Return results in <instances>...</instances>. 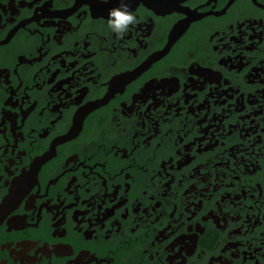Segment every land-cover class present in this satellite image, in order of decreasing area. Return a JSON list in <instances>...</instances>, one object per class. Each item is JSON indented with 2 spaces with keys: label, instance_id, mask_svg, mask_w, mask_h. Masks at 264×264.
<instances>
[{
  "label": "flooded vegetation",
  "instance_id": "af4514ba",
  "mask_svg": "<svg viewBox=\"0 0 264 264\" xmlns=\"http://www.w3.org/2000/svg\"><path fill=\"white\" fill-rule=\"evenodd\" d=\"M0 264H264V0H0Z\"/></svg>",
  "mask_w": 264,
  "mask_h": 264
},
{
  "label": "clouds",
  "instance_id": "9594fccd",
  "mask_svg": "<svg viewBox=\"0 0 264 264\" xmlns=\"http://www.w3.org/2000/svg\"><path fill=\"white\" fill-rule=\"evenodd\" d=\"M135 23L136 17L128 11L127 5L122 4L120 8L112 9L109 13L108 26L117 35L123 36L129 26Z\"/></svg>",
  "mask_w": 264,
  "mask_h": 264
}]
</instances>
